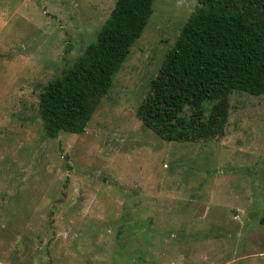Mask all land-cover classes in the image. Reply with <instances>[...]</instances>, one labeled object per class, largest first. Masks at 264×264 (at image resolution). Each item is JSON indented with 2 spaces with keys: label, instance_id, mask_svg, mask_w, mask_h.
<instances>
[{
  "label": "rangeland",
  "instance_id": "374dc122",
  "mask_svg": "<svg viewBox=\"0 0 264 264\" xmlns=\"http://www.w3.org/2000/svg\"><path fill=\"white\" fill-rule=\"evenodd\" d=\"M115 2L0 0V264H264V94L160 69L196 0H154L84 133L46 135Z\"/></svg>",
  "mask_w": 264,
  "mask_h": 264
},
{
  "label": "trees",
  "instance_id": "16d2710c",
  "mask_svg": "<svg viewBox=\"0 0 264 264\" xmlns=\"http://www.w3.org/2000/svg\"><path fill=\"white\" fill-rule=\"evenodd\" d=\"M153 2L116 0L96 40L60 78L43 88L39 111L49 138L61 132L84 133L141 37L153 13ZM196 2L195 12L162 60L161 72L219 93L263 95L264 0ZM174 130L172 127L171 134ZM259 223L264 225V218Z\"/></svg>",
  "mask_w": 264,
  "mask_h": 264
}]
</instances>
